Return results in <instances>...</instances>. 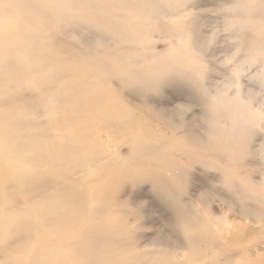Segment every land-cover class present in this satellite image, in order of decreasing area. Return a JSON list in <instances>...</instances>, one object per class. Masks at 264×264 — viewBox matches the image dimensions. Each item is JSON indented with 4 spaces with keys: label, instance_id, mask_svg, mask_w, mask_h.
Wrapping results in <instances>:
<instances>
[{
    "label": "rangeland",
    "instance_id": "374dc122",
    "mask_svg": "<svg viewBox=\"0 0 264 264\" xmlns=\"http://www.w3.org/2000/svg\"><path fill=\"white\" fill-rule=\"evenodd\" d=\"M0 9V264H264V0Z\"/></svg>",
    "mask_w": 264,
    "mask_h": 264
},
{
    "label": "bare ground",
    "instance_id": "6f19581e",
    "mask_svg": "<svg viewBox=\"0 0 264 264\" xmlns=\"http://www.w3.org/2000/svg\"><path fill=\"white\" fill-rule=\"evenodd\" d=\"M21 3V2H20ZM26 5H28V4H26ZM11 7V6H10ZM24 8V7H23ZM214 9V8H213ZM1 11L3 10V9H0ZM205 10V9H204ZM215 10V9H214ZM200 12V11H199ZM214 12V11H213ZM210 13V12H209ZM215 13H217V12H215ZM215 13H213V14H215ZM206 18V17H205ZM215 20H216V18H215ZM14 46V45H13ZM12 47V44L10 45L9 43H0V58L3 56V53H5V52H8V50L10 49ZM221 63V62H220ZM219 63V64H220ZM247 69V68H246ZM251 76H248L245 80L246 81H250L251 79ZM215 79V78H214ZM214 79H212V83L213 84H218V83H220L219 82V80H214ZM260 81V80H259ZM262 86V85H261ZM263 89V88H262ZM255 90V89H254ZM262 94V96L263 97H261L262 99L264 98V89L261 91V92H259V91H257L256 93H254V96H260V94ZM225 102H226V100H225ZM261 102V101H260ZM230 103V102H229ZM228 103V104H229ZM241 103V104H240ZM245 103V102H244ZM231 104V103H230ZM262 106H264L263 104L261 105V107ZM243 107V103L242 102H234V103H232V109L231 110H239V109H241ZM248 112V111H247ZM250 112V111H249ZM256 114V115H255ZM251 115H255L256 117H257V120L259 121L260 119H263L264 118V107L263 108H261L259 111H256V113L254 112V113H251ZM9 167H5V169H8ZM32 169V168H31ZM32 177L33 176H29V177H27V182L28 183H31L32 182ZM17 180V179H16ZM17 182H20L19 180H17ZM5 181H4V185H2V183H0V216L2 217V218H0V220H2L3 218H4V223L5 224H7V220L8 219H11V215H12V212H9L8 214H4L3 213V211L4 210H8L11 206H12V202H11V200L10 199H7V198H4L2 195L4 194V186H5ZM5 219H6V221H5ZM50 245H55V242H53V243H49ZM56 258V257H55Z\"/></svg>",
    "mask_w": 264,
    "mask_h": 264
}]
</instances>
